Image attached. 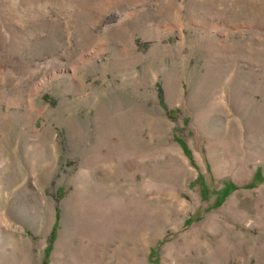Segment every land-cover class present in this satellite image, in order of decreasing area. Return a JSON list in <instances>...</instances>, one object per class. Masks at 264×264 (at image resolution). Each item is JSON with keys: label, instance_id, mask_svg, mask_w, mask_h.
<instances>
[{"label": "rangeland", "instance_id": "obj_1", "mask_svg": "<svg viewBox=\"0 0 264 264\" xmlns=\"http://www.w3.org/2000/svg\"><path fill=\"white\" fill-rule=\"evenodd\" d=\"M45 260L264 264V0H0V264Z\"/></svg>", "mask_w": 264, "mask_h": 264}, {"label": "trees", "instance_id": "obj_2", "mask_svg": "<svg viewBox=\"0 0 264 264\" xmlns=\"http://www.w3.org/2000/svg\"><path fill=\"white\" fill-rule=\"evenodd\" d=\"M174 136H175V138H176V140L178 141V143H180L181 144V146L183 147V149L185 150V153L187 154V155H189V152H188V150H187V148H186V144L184 143V141H183V139L178 135V134H174ZM258 170H259V168H258ZM203 177V175L202 174H200L199 173V175H198V177H197V179L195 180V181H193L191 184H195L196 182H198L201 178ZM251 185H254L255 183L254 182H252V183H250ZM229 187H231V191L230 192H227V194L225 195V198H224V200L226 199V196H228L234 189H236L237 188V185L236 184H234L233 182H224V185L221 187V188H219V189H213V190H211L210 188H209V186L207 185V183H205V182H203V184H202V188H201V191H202V196H203V198H205V199H210L211 198V195L209 196V194H213V195H217V193H219V192H226V191H228V189H229ZM219 197H216V199H218ZM215 199V200H216ZM224 200H222V201H220L219 203L218 202H216L217 204H215V205H220ZM59 217V211H57V218ZM191 221H192V217H189V218H187L186 220H185V223L186 224H189V223H191ZM58 219L56 220V222H55V225H54V228H53V231H52V236H51V242H53V240H55V238H56V229H57V227H58ZM51 248H52V245L51 244H49L48 246H47V248H46V254L47 255H49V253H50V251H51ZM151 253H154L153 252V249H151ZM45 264H47L48 263V260H45Z\"/></svg>", "mask_w": 264, "mask_h": 264}, {"label": "bare ground", "instance_id": "obj_3", "mask_svg": "<svg viewBox=\"0 0 264 264\" xmlns=\"http://www.w3.org/2000/svg\"><path fill=\"white\" fill-rule=\"evenodd\" d=\"M29 111H30V110H29ZM235 139H236V138H234V140H235ZM222 140H223V139H222ZM229 141H230V140H229ZM229 141H228V143H229ZM224 142H225V141H224ZM234 142H235V141H234ZM225 143H226V142H225ZM225 143H224V144H225ZM228 143H227V144H228ZM228 145H229V144H228ZM225 148H226V146H225ZM212 150H213V149H212ZM214 152H215V151H214ZM216 153H217V152H216ZM227 153H228V152H227ZM212 155H213V154H212ZM215 156H216V155H215ZM222 156H223V155H222ZM226 160H227V159H226ZM225 165H227V164H225ZM219 169H220V168H219ZM194 242H196V241H194ZM194 242H193V243H194ZM195 244H196V243H195ZM205 244H206V243H205ZM200 245H201V244H200ZM185 246H187V245L185 244ZM188 246H189V245H188ZM190 246H191V245H190ZM201 247H202V246H201ZM178 248H179V247H178ZM178 248H177V250H178Z\"/></svg>", "mask_w": 264, "mask_h": 264}]
</instances>
